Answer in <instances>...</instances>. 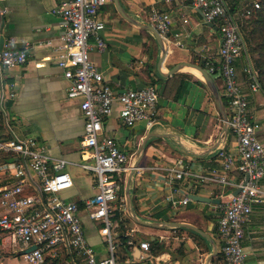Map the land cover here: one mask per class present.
Segmentation results:
<instances>
[{"label":"crops","instance_id":"obj_1","mask_svg":"<svg viewBox=\"0 0 264 264\" xmlns=\"http://www.w3.org/2000/svg\"><path fill=\"white\" fill-rule=\"evenodd\" d=\"M58 1L0 0V34L4 40L9 39L10 47L26 52L25 62L3 72L0 137L31 136L48 155L64 159V170L70 175L72 183L58 194L64 199L81 203L95 192V186L92 171L79 166L82 161L79 141L83 116L78 108V99L66 96L67 81L62 75V68L56 64L61 18L54 8ZM110 1L106 0L97 9V17L104 23L101 37L105 46L98 49L89 39V58L101 72L103 81L113 90L151 84L158 96L157 120L148 128L141 120L131 126L123 125L118 116L117 103L113 104L110 114L102 119V132L110 135L118 147L129 155L131 163L137 156L140 141L147 135L143 154L134 172L131 193L134 210L146 220L189 222L205 231L217 249L218 202L226 199L228 192L232 193V184L240 173L235 166L231 167L226 173V183L201 180L198 176L208 175L212 169L220 171L217 152L219 149L232 150L234 136L231 131L226 132L216 144L220 115L201 75L183 65L170 75L160 76L156 70L158 48L141 28L122 19ZM223 1L226 5L227 0ZM107 2L111 7L107 6ZM119 2L129 15L140 21L144 20L143 13L150 7L169 14L170 41L165 43L161 71L165 72L179 61L217 62L219 40L215 23L206 24L201 11L193 7L189 0ZM3 8L5 11H2ZM182 18L187 21H182ZM189 19H193L194 23ZM175 40L179 44H175ZM247 63L252 67L243 41V51L235 62L237 81L246 95L249 111L259 124L258 137L264 143V94L258 87L254 90L249 88L243 70ZM209 74L220 91V77ZM177 157L187 164L189 175L171 177L168 168ZM86 161L91 162V159ZM1 162L3 160L0 158ZM13 181L12 176L0 170V187ZM260 182L264 184V177ZM36 186V179L29 175L23 184V193L34 192ZM190 192L219 200L213 203L189 198L185 203L180 202ZM114 211L128 216L125 208ZM80 215L88 243L97 255H108L107 243L93 221L83 209H80ZM115 225L112 220L110 235L113 228L112 255L116 261L135 255L137 250L134 248L139 240L153 238L156 240L155 246L159 243L164 248L154 251L150 248L151 256L144 261L147 264H204L209 251L206 242L188 229L147 226L129 217L122 233L133 244H128L130 251L126 255L118 246L115 248ZM190 234L197 235L199 241ZM241 245L246 263L264 264L262 203L252 205L249 219L243 224ZM23 248L20 243L11 242L7 236H3L0 239V264H23L19 252ZM70 258L65 260L66 264H71ZM209 264H223L218 251Z\"/></svg>","mask_w":264,"mask_h":264},{"label":"built area","instance_id":"obj_2","mask_svg":"<svg viewBox=\"0 0 264 264\" xmlns=\"http://www.w3.org/2000/svg\"><path fill=\"white\" fill-rule=\"evenodd\" d=\"M198 8L203 20L215 23L218 35L217 62H206V71L221 79L220 95L225 104L228 128L234 136L232 150L219 149L220 171L199 175L203 180L226 183L227 171L235 166L240 177L232 184L239 186L235 194L218 202L219 214L216 230L219 238L217 251L223 264H257L244 261L245 251L241 245L243 224L249 219L252 205L262 203L264 209V143L258 137L259 124L248 109L246 95L237 81L235 62L243 51V41L238 25L227 12L223 0H189ZM106 0H59L54 11L60 16V33L56 64L62 68L67 81L65 94L78 99L83 116L80 138L79 166L92 171L95 192L81 203L59 196L60 190L68 188L72 181L64 170V159L55 158L37 146L31 136L0 137V153L8 154L9 160L0 164V170L14 178L12 183L0 187V239L7 236L11 242L34 248L20 254L23 264H42L46 253L64 249L73 253L71 264H147L151 256L147 240H139L136 254L116 261L112 255L113 244L110 226L114 210H123L125 202L119 192L131 168L127 155L110 135L102 132V119L110 114L113 104H118L121 123L131 126L143 121L146 128L157 120V92L153 85L113 90L103 81L101 72L88 56L89 39L102 49L103 21L97 17V9ZM259 0H250L242 9L248 16L259 7ZM5 11V8L2 9ZM164 43L170 41V18L166 11L150 7L143 13ZM182 21L187 19L182 18ZM194 23L193 19H189ZM179 44L178 41H174ZM26 60L24 49L9 46L3 39L0 47V98L2 77L6 69L20 65ZM250 89L258 87L255 70L250 64L243 68ZM13 95L12 92L9 93ZM91 159V162L86 160ZM172 178L189 175L187 164L177 157L168 168ZM36 179V190L23 193L28 176ZM247 176L244 183L243 177ZM189 199L184 196L180 202ZM80 209L107 243L109 254L99 256L88 243L80 215ZM126 243L133 244L131 239Z\"/></svg>","mask_w":264,"mask_h":264},{"label":"water","instance_id":"obj_3","mask_svg":"<svg viewBox=\"0 0 264 264\" xmlns=\"http://www.w3.org/2000/svg\"><path fill=\"white\" fill-rule=\"evenodd\" d=\"M111 2H112V5H113L115 11L118 13V15L122 19H124L128 23H130V24H132L138 28L146 29V30L150 31L151 34L153 35L154 40H155V42L158 46V50H159L158 57L156 60V70L160 76H167V75L173 73L174 71L178 70L183 65L195 68L198 71V73L201 75V77L204 81V84L207 87V89L209 90V93H210V95H211V97L215 103V106L219 112V115H220L221 125H220L218 137L216 139V144H217L219 142L220 137L227 132L228 117H227V112H226V109L224 107L221 95H220L218 88L215 85L211 75L203 67H201L199 64H197L195 62H191V61H179V62L173 64L171 67H169L165 72L161 71L160 66H161V62H162L163 57H164L165 52H166V47H165V43L163 42V40L161 39L159 34L156 32V30L153 28V26L150 23L140 21V20L132 17L131 15H129L123 9L119 0H111ZM204 22L208 25H212V23L209 21L204 20ZM2 41H3V38H2V35L0 34V47H1ZM146 137H147V135H145L142 138V140L140 141L138 148H137V156H136L135 160L132 162L131 168L128 171V173L125 177V181L123 183V197H124V201H125L126 212H127L128 216L133 221L140 223V224H143V225L152 226V227L185 228V229H188L189 231L199 235L206 242V244L209 247V251L206 255L205 262H204V264H209L212 256H214L217 253V249H216L215 243L212 241V239L209 237V235L205 231L199 229L195 225H193L189 222H186V221H165V220H158V219H154V220L142 219L141 217H139V215L134 210V205H133L132 195H131L132 188H133V178H134L135 168L138 166V161H139L141 155L143 154L144 143H145ZM246 178H247V176L244 175L242 183H244ZM238 189H239V186L234 187V189L232 190V194H235L238 191ZM187 196L192 200L203 201V202L216 203L219 200L216 197H208V196L199 195V194H195V193H191V192L188 193ZM33 248H34V244H30L27 247L20 249L19 252L21 254V253L27 252ZM134 250H136V247L134 248Z\"/></svg>","mask_w":264,"mask_h":264},{"label":"trees","instance_id":"obj_4","mask_svg":"<svg viewBox=\"0 0 264 264\" xmlns=\"http://www.w3.org/2000/svg\"><path fill=\"white\" fill-rule=\"evenodd\" d=\"M227 3H229V1H227ZM235 3V0H230V3L227 4L228 6L226 5L227 12L229 14L232 13ZM259 3V7L255 9L253 13L248 16H244L242 22L240 21V19L236 20V23L238 25L240 35L245 43L246 51L250 55L252 67L255 69L258 89L264 94V1L260 0ZM142 21L147 22L146 20ZM142 31L152 41L153 45L158 48L151 32L146 29H142ZM197 64L206 69V64L204 63V61L198 60ZM229 131L230 129L228 128L227 132ZM0 158L3 161H6L10 159V156L8 154L0 153ZM119 193L122 195V187ZM128 219L129 217L127 215H120V213L117 211H114L112 216V220H114L116 223L115 230L117 233V242H115V248L116 246H118L119 249L122 252H125L126 255L129 254L130 248L129 245L126 244V237L123 235L122 232L124 229V225L128 221ZM190 235L193 238L198 239L199 241V237L197 235ZM155 242V238L148 240L149 246L151 249H153V251L161 250L164 248L163 244L159 243L155 246ZM71 256H73L72 252L68 253L64 249H56V253L54 255H51L50 252L45 254L42 264H60L61 262H65V260H68Z\"/></svg>","mask_w":264,"mask_h":264},{"label":"rangeland","instance_id":"obj_5","mask_svg":"<svg viewBox=\"0 0 264 264\" xmlns=\"http://www.w3.org/2000/svg\"><path fill=\"white\" fill-rule=\"evenodd\" d=\"M227 1H229V3H230V0H227ZM249 1L250 0H235L236 3L234 4V9H233L232 13L230 14L235 21L240 19V21L242 22L243 17H244L243 13H242V9ZM261 1H264V0H261ZM259 2H260V0H259ZM229 3H227V4H229ZM107 6L111 7L109 2H107ZM102 30H101V32H102ZM218 86H219V89H220V85H218ZM219 122H220L219 125H221V120ZM94 222L95 221H93V223ZM114 235L115 234H114L113 228H111V237H112L113 240H114ZM14 255L16 257L15 253H14ZM45 264H50V263H45ZM60 264H66V263L65 262H61Z\"/></svg>","mask_w":264,"mask_h":264},{"label":"bare ground","instance_id":"obj_6","mask_svg":"<svg viewBox=\"0 0 264 264\" xmlns=\"http://www.w3.org/2000/svg\"><path fill=\"white\" fill-rule=\"evenodd\" d=\"M188 69H189L190 71H192L193 73L198 74V71H197L195 68H193V67H188Z\"/></svg>","mask_w":264,"mask_h":264}]
</instances>
